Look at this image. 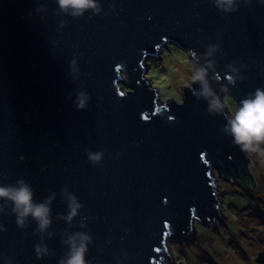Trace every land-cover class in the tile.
<instances>
[{
  "label": "water",
  "instance_id": "obj_1",
  "mask_svg": "<svg viewBox=\"0 0 264 264\" xmlns=\"http://www.w3.org/2000/svg\"><path fill=\"white\" fill-rule=\"evenodd\" d=\"M169 42L203 69L181 101L148 74ZM242 126L264 136V0H0V264H184L221 179L255 185Z\"/></svg>",
  "mask_w": 264,
  "mask_h": 264
},
{
  "label": "rangeland",
  "instance_id": "obj_2",
  "mask_svg": "<svg viewBox=\"0 0 264 264\" xmlns=\"http://www.w3.org/2000/svg\"><path fill=\"white\" fill-rule=\"evenodd\" d=\"M162 47L163 59L151 57L148 72L162 97L174 95L182 100L180 84L203 74V69L189 51L174 43ZM127 88V80L123 83ZM225 105L238 118L248 122L234 100L224 94ZM238 134L247 144L255 185L241 179H221L223 214L218 223L205 227L194 221L197 233L184 238L171 236L174 260L184 264H264V136L242 126Z\"/></svg>",
  "mask_w": 264,
  "mask_h": 264
},
{
  "label": "trees",
  "instance_id": "obj_3",
  "mask_svg": "<svg viewBox=\"0 0 264 264\" xmlns=\"http://www.w3.org/2000/svg\"><path fill=\"white\" fill-rule=\"evenodd\" d=\"M248 162H249V160L247 161V164H248ZM230 177V179H232V177H235V176H229ZM244 177H245V179H247V180H254V178H255V176H253L252 175V173H251V171H250V174H244ZM236 178V177H235Z\"/></svg>",
  "mask_w": 264,
  "mask_h": 264
},
{
  "label": "flooded vegetation",
  "instance_id": "obj_4",
  "mask_svg": "<svg viewBox=\"0 0 264 264\" xmlns=\"http://www.w3.org/2000/svg\"><path fill=\"white\" fill-rule=\"evenodd\" d=\"M229 176H231V177H232L233 175H229ZM229 176H226V177H224V178H228V179H230V177H229Z\"/></svg>",
  "mask_w": 264,
  "mask_h": 264
},
{
  "label": "bare ground",
  "instance_id": "obj_5",
  "mask_svg": "<svg viewBox=\"0 0 264 264\" xmlns=\"http://www.w3.org/2000/svg\"><path fill=\"white\" fill-rule=\"evenodd\" d=\"M215 223H217V222H215Z\"/></svg>",
  "mask_w": 264,
  "mask_h": 264
}]
</instances>
